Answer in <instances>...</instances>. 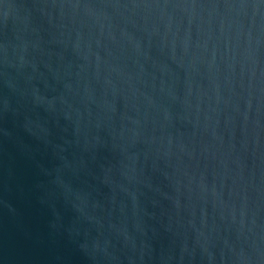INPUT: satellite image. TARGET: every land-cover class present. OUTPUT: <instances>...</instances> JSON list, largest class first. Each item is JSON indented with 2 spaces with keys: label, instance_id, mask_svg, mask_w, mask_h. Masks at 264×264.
I'll return each mask as SVG.
<instances>
[{
  "label": "water",
  "instance_id": "1",
  "mask_svg": "<svg viewBox=\"0 0 264 264\" xmlns=\"http://www.w3.org/2000/svg\"><path fill=\"white\" fill-rule=\"evenodd\" d=\"M0 264H264V0H0Z\"/></svg>",
  "mask_w": 264,
  "mask_h": 264
}]
</instances>
